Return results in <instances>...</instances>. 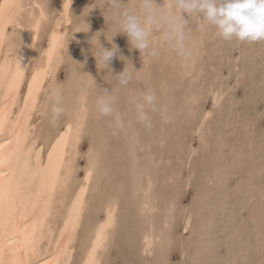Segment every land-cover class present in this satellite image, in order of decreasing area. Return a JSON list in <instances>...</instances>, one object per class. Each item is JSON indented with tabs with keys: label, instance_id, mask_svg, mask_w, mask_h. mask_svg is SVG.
Returning a JSON list of instances; mask_svg holds the SVG:
<instances>
[{
	"label": "rangeland",
	"instance_id": "rangeland-1",
	"mask_svg": "<svg viewBox=\"0 0 264 264\" xmlns=\"http://www.w3.org/2000/svg\"><path fill=\"white\" fill-rule=\"evenodd\" d=\"M161 1L164 0H156L157 6L162 5ZM44 2L49 16L39 36L36 58L42 60L53 32L59 27L66 30L67 47L56 76L68 94L70 78L79 68L81 72L93 71L90 93L91 100L96 101L100 89L117 86L114 74L122 73L126 67L131 70L133 65L139 72L129 87L153 88L157 104L167 108L173 119L164 123L160 113L154 112L152 127L145 128L128 102V89L120 91L118 105L126 121L123 130L115 129L111 118L98 117L95 104L91 106L78 146V168L72 187L82 182L94 154L99 155V164L87 194L89 204L71 264H78L95 222L116 201V220L103 252L104 264H264V43L225 41L215 28L209 27L203 33H192L191 61H182L164 43H160L157 57L143 58L126 34L116 35L114 17L104 15L108 5L99 7L102 0H73L69 8L71 21L65 25L59 21L67 0ZM122 2L127 4L128 0ZM183 15L187 26L196 31L199 17L192 20L186 13ZM12 29L9 28L12 38L18 39L22 28ZM99 42L104 48L111 49L115 44L119 49L110 69H103L102 64L98 67L93 44L98 46ZM48 83L49 79L43 96L47 95ZM43 111L33 115L37 131L41 132L34 157L42 158L47 152L44 140L57 127L63 133L69 128L64 123L66 114L52 125L50 103ZM149 183L154 187L151 184L150 191H143L142 186ZM147 195L155 198L156 209L151 216L156 232L159 235L162 231L163 236L155 240L153 249L144 252L142 235L151 221L138 206Z\"/></svg>",
	"mask_w": 264,
	"mask_h": 264
},
{
	"label": "bare ground",
	"instance_id": "bare-ground-1",
	"mask_svg": "<svg viewBox=\"0 0 264 264\" xmlns=\"http://www.w3.org/2000/svg\"><path fill=\"white\" fill-rule=\"evenodd\" d=\"M27 1L1 0L0 2V264H71L77 234L89 204L87 194L99 164V155L94 154L89 160L82 182L72 187L73 176L78 168L76 165V158L79 155L78 146L92 110L91 106L96 102L91 100L90 93L95 76L89 69L83 70L84 74L77 70L73 72L68 83L71 92L68 94L65 90L64 95L67 117L64 123L69 126L68 132L66 130L67 133H63L60 127L55 128L50 137L44 140L46 155L43 158L41 155L34 157L41 132L37 131L39 127L37 128V124L33 121V115L37 111L39 113L45 110L49 103L47 95L43 96L45 83L49 74L56 73L61 66L62 62L58 63V61L61 58L63 60L67 36L66 30L62 27L53 32L48 47L43 52L42 60L38 61L36 58L38 40L49 14L45 0ZM161 2L162 7L164 1ZM72 4L73 0H67V4L64 5L65 10L63 15L61 14L63 18L59 21L62 25L71 21L69 8ZM14 26L22 28L18 39H13L9 32V28L13 31ZM148 179L149 182H153L152 178L148 177ZM141 181L143 183V180ZM157 182L156 180V185ZM151 184H147L148 186L145 184L147 187L142 186L143 191H150L152 188L148 187ZM153 184L151 187H154ZM166 189L168 191V188ZM143 197L144 195L141 198ZM153 200L147 195L138 206L144 217L151 221L149 228L142 235L144 252L153 249L155 240L163 236L162 231L159 235L156 232V225L151 216L156 209ZM116 202H111L105 215L95 222L78 264H104L103 252L108 246L109 236L113 232L112 228L116 220ZM168 219L169 217L165 223ZM118 225L121 226L120 223Z\"/></svg>",
	"mask_w": 264,
	"mask_h": 264
},
{
	"label": "clouds",
	"instance_id": "clouds-1",
	"mask_svg": "<svg viewBox=\"0 0 264 264\" xmlns=\"http://www.w3.org/2000/svg\"><path fill=\"white\" fill-rule=\"evenodd\" d=\"M105 5H108L105 17L111 14L115 19L118 28L116 35L126 34L131 46L138 49L143 58L157 57L159 45L164 43L182 61H191L194 57L192 33H203L209 27L215 28L217 35L225 41L264 43V0H164L162 7L157 6L156 0H128L127 4L122 0H102L99 7L104 8ZM185 13L192 20L199 17L196 31L187 26ZM93 45L98 67L102 64L103 69H110V62L119 51L118 47L113 44L111 49H107L100 42L98 46ZM77 71L84 74L79 69ZM138 72L132 65L131 70L126 67L122 73L114 74L117 86L111 87V90L100 89L96 97L95 111L98 117L111 118L115 129L123 130L126 127L124 114L118 107L122 89H128V102L134 106L136 120L145 128L152 127L151 113L159 112L164 123L170 118L167 108L157 104V94L153 88L129 87ZM48 79L50 122L55 125L66 113L65 84L57 79L55 72L50 73Z\"/></svg>",
	"mask_w": 264,
	"mask_h": 264
},
{
	"label": "snow or ice",
	"instance_id": "snow-or-ice-1",
	"mask_svg": "<svg viewBox=\"0 0 264 264\" xmlns=\"http://www.w3.org/2000/svg\"><path fill=\"white\" fill-rule=\"evenodd\" d=\"M89 175H91V173H89ZM83 191V190H82ZM185 231H187V229H185ZM98 242H99V238H98ZM94 251H95V249H94Z\"/></svg>",
	"mask_w": 264,
	"mask_h": 264
}]
</instances>
